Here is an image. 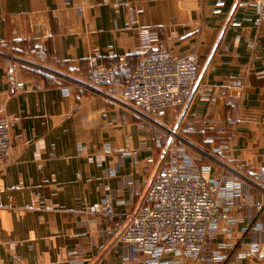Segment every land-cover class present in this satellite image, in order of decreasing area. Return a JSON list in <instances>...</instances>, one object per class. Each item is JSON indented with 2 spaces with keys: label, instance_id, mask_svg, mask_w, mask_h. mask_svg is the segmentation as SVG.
<instances>
[{
  "label": "crops",
  "instance_id": "obj_1",
  "mask_svg": "<svg viewBox=\"0 0 264 264\" xmlns=\"http://www.w3.org/2000/svg\"><path fill=\"white\" fill-rule=\"evenodd\" d=\"M241 1L0 0V119L21 123L0 171V264H143L120 237L170 165L166 148L243 191L232 231H216L202 263L264 264V23ZM141 29L174 58L198 55L208 101L195 94L155 118L123 98ZM94 56L118 70L117 87L87 84ZM107 203L115 219L90 213ZM257 246L259 257L243 256Z\"/></svg>",
  "mask_w": 264,
  "mask_h": 264
},
{
  "label": "built area",
  "instance_id": "obj_2",
  "mask_svg": "<svg viewBox=\"0 0 264 264\" xmlns=\"http://www.w3.org/2000/svg\"><path fill=\"white\" fill-rule=\"evenodd\" d=\"M239 7L255 9L258 12L256 24L264 23V0H244ZM157 45H160L158 31L139 30L137 48L141 59L122 90L123 98L135 109L155 118L162 117L166 110L186 106L195 94L208 101V96L196 90L198 55L174 58L166 47L157 49ZM118 75L117 69L104 66L94 56L90 60L87 84L94 89L117 87ZM6 78L10 90L17 93L21 85L15 66L8 68ZM20 127L18 120L0 119V171L9 162L13 131ZM163 155L170 157V165H160L146 192V206L128 216L121 241L134 246L144 256L143 264H167L166 255L203 264L202 253L214 240L216 231H232L235 222L232 212H241L245 206L243 191L238 185L211 182L206 177L210 168L197 164L187 153L166 148ZM90 213L109 220L117 217L110 203L103 207L95 205ZM261 250L259 246L253 247L243 256L256 258Z\"/></svg>",
  "mask_w": 264,
  "mask_h": 264
},
{
  "label": "trees",
  "instance_id": "obj_3",
  "mask_svg": "<svg viewBox=\"0 0 264 264\" xmlns=\"http://www.w3.org/2000/svg\"><path fill=\"white\" fill-rule=\"evenodd\" d=\"M131 77H132V76H131ZM131 77H130V79H131ZM125 86H126V85H125ZM167 111H168V110H166L165 114L167 113ZM165 114H164L163 116H165ZM163 116H162V117H163Z\"/></svg>",
  "mask_w": 264,
  "mask_h": 264
}]
</instances>
